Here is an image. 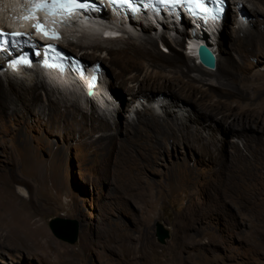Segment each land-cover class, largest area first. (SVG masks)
Masks as SVG:
<instances>
[{"label":"rangeland","instance_id":"obj_1","mask_svg":"<svg viewBox=\"0 0 264 264\" xmlns=\"http://www.w3.org/2000/svg\"><path fill=\"white\" fill-rule=\"evenodd\" d=\"M5 1L8 0H0V4L4 5ZM229 1L226 21L214 42V53L220 61L225 55L219 50H227L224 40L229 30L225 23L230 19L237 24L229 25L230 28L241 26L250 30L255 21V18L240 20L235 5ZM244 9L246 14L250 11L247 5ZM4 19L3 12H0V21ZM163 26L165 30L161 34H155L156 28L151 32L158 39L160 52L167 56L170 49L161 41L162 33L165 31L167 38L181 41L182 31L169 28L167 24ZM141 28H126L120 24L116 31L112 33L109 30L106 34L119 36L111 39L128 35L140 37L143 36ZM78 29L63 30L62 47L72 55L86 58L84 61L89 64L98 59L104 73L108 71L106 79L111 86L115 81L111 67L105 65V52L85 53L75 44L96 41L111 46L118 43L104 42L103 31L95 32L98 33L95 35L82 27ZM172 30L176 33L172 34ZM187 37L182 56L190 65L199 66L188 47L191 42ZM68 43L72 45L69 48L66 47ZM253 51L255 55L257 49ZM232 58L237 68L227 77L229 85L225 91L214 89L206 95L186 88L184 91L199 107L212 116L214 113L218 119L222 113L219 105L250 108L261 107L264 102V54L259 58L250 56L245 59L233 54ZM165 68L158 66L153 70L168 75L169 68ZM2 72L0 68V76L7 74ZM34 75L31 70L23 71L15 78L32 84ZM44 77L55 98L63 97L73 102L77 96L84 97L73 87L71 90L59 89L49 74ZM130 89L134 95L130 96V92L123 89L120 93L122 98L114 101L116 105L109 100L96 107L110 123L118 122L120 125L122 122L120 139L126 136L123 128L125 118H135L136 108L147 105L140 97L133 99L143 89L148 90L147 95L151 92L154 95L150 106L160 117H165L166 111L176 112L185 119L192 117L188 123L189 130L183 133L186 138L183 142L168 138L158 153L138 158L137 166L131 172L124 173L113 164L109 148L100 153L86 144L76 125L63 121L56 123L39 112L28 118L5 121L9 132L17 125L23 126L20 131L25 143L16 158L10 157L7 150L14 141L0 131V235L6 234L4 221L12 213L16 212L14 216L31 215L49 236V246L31 247L28 242L30 247L25 251L0 246V264H175L174 253L179 244L187 246L184 256H201L206 260L205 264H264V162L258 165L254 161L251 166H246L241 159L237 160L228 142L234 140L242 146V140L225 135L223 125L216 119L211 121L207 118L198 124L196 119L199 115L191 111L193 107L181 106L183 103H177V100L172 104V99L164 98L170 92L159 81L149 82V85L134 83ZM227 91L234 96L226 95ZM86 101L80 105L91 111V103ZM121 102L124 109L117 108ZM128 106L130 111L126 113ZM254 126L260 128L262 124ZM255 132L259 136L262 133ZM48 146L52 150L48 151ZM130 175L135 176L138 182ZM54 218L77 221L79 236L75 245L62 242L52 234L49 221ZM157 223L163 224L170 233L165 244L156 237ZM1 241H4L3 237Z\"/></svg>","mask_w":264,"mask_h":264},{"label":"bare ground","instance_id":"obj_2","mask_svg":"<svg viewBox=\"0 0 264 264\" xmlns=\"http://www.w3.org/2000/svg\"><path fill=\"white\" fill-rule=\"evenodd\" d=\"M14 1L15 0L5 1L6 3L3 2L5 3L4 5L1 3L0 12L2 13L4 8H14L15 4L20 2V0H17L14 3ZM231 1L235 6H239L237 11L238 15L240 12H244V7L247 5L250 11L247 14L244 13L246 16L243 17V19L246 18L247 20H250V18H255V21H253V28L250 30L242 29L241 26L230 28L229 25H237L230 22V19L229 22L227 21V23H225L227 30H229V34L224 40L226 42H223L227 45V50H219L225 55V58L221 61L217 58L216 67L213 70L207 69L201 64H199V66L195 64L190 65V62L182 56V49L185 46L184 44H186L185 37L188 36L187 39L191 38L187 31V25L179 29L182 31L181 41L170 39L171 37L167 38L165 31L162 33L161 41L170 49L169 55L167 56L160 52L158 39L154 37L151 32L152 30L154 31V27L152 28V26H149L151 28L143 27L144 30L141 28L140 31L143 33V36L140 37L128 35V37L120 39L103 38L104 42H117V45L106 46L100 42L91 41L88 43H76L75 47L79 48L80 51L84 50L85 53L105 52V65L111 67L114 77L113 80L115 81L114 83H111L110 86V102L115 104L114 101H119L122 98L120 93H122L123 89H127L130 92V96L134 95V91L131 90L132 88L130 89L131 85L134 83L139 85H149V82L159 81V83L167 89V92H170V95H166L164 98L172 99V104L177 100V103H183L181 106L193 107L191 111L193 113H198L199 115V118L196 119L198 124L207 118L211 121L216 119L223 125L225 135L227 134V136L229 135L233 138L242 140V146L234 140L228 142V145H230L233 151V156L236 157L237 160L241 159L246 166H251V163L254 161L258 162L259 165L260 162H264V117H262L264 116V102L261 107L250 108L219 105V107H217L222 110V113L221 119H218L214 113L212 116V114L210 115V113L199 107V105H197L192 98L187 97L184 92L185 88L189 91L192 90L195 93H202L205 95L207 93L209 94V91L211 92V90L214 89L216 91H225L224 88L229 85L227 77L237 68L236 63L233 60L234 58H232L233 54H237L243 59L250 56L259 58L264 54V51L261 50L264 48V0H241V3L236 0ZM146 8L147 10H150V16L157 21V24H159L157 19L161 17V14H158V11L152 10L150 6H146ZM172 13L175 14L174 12ZM6 17L9 20V24L12 23L14 26L20 25L17 19H11L8 14ZM104 17H109L112 23L116 22L117 19L115 15L109 14H105ZM51 20H54V18H44L43 23L50 24ZM70 20L73 22H71L70 26L60 28L62 25H57V27L63 31L69 30L71 27H76L77 29L83 25L77 22L75 16ZM93 20L90 19L88 21L89 24H87V29H84L85 31L95 34V32L110 30V28H107L109 27L108 25L102 26L100 23ZM134 22H131V26L133 27L137 24L136 21ZM118 26H120V24L115 25L112 33L116 31ZM202 39L203 40L200 42L205 43L207 46L211 45L210 38L204 36ZM199 44V42L195 41L190 43L189 49L195 60H197L195 50ZM194 45L195 48L193 47ZM71 46L72 45L68 43V46L66 47L69 48ZM62 48L68 52L67 48ZM210 48H212V46H210ZM255 49H257V53L253 55V50ZM80 58L82 60L86 59L82 56H80ZM97 61L98 59L94 60V62L91 63V66H94ZM158 66H161V68H169L168 75L164 72H156L153 70V68ZM68 70L70 71L69 68ZM28 72H30V70H28ZM44 72L51 76V80L59 89H72L73 87L77 92L80 91L83 93L81 96L84 97H78L75 94L74 96H77V100L73 102H68L65 100L66 98L63 97L55 98L51 88L48 87L49 82L47 83L45 79L46 76L44 77L45 74L43 75L36 69L34 71L31 70V73L36 75H34L36 78L33 77L34 82L32 84H26L23 81L19 82L21 79L18 81L16 80L18 78H12L13 76L11 77L10 75L0 76V131L8 134L12 138L11 140L14 141L10 144L11 148L7 150L10 157L14 156L16 158L15 155L19 154V149L24 147L22 144L25 143V137L21 134L22 131H20L23 126L17 125V128H14L9 132V128H7L5 121L9 118H28L36 112L42 113V115L48 117L49 120L56 121V123L63 121L78 126L80 135L83 138L82 140H84L89 146L94 147L100 153H104L107 148H109L110 159L113 160V164L120 167L123 172H131L136 168L138 158H145L158 153L157 151H160L164 142L168 138H173L179 142H183L186 139L184 137L185 134L183 135V133L189 130L190 126L188 123L192 120V117L189 116L188 119H185L178 116L176 112L171 113L169 111H166L165 117H160L156 114L154 108L150 106V103L154 102L152 101L154 95H152L151 92V96L149 100H147L150 94L147 95L146 91L148 90L145 89H143L145 90L144 92H141L143 90L139 91V95L133 97V99L138 100L140 97L147 102V105L142 106L140 109L136 108L135 118L130 120L125 118L123 128L126 131V136L125 138L120 139L118 136L121 132L119 129L122 128V122L120 125L118 122L110 123L109 120L104 119L100 115L98 109H96V106L86 94V91L89 90L87 84H80L77 80H74L75 82L70 80L68 73L59 74L52 72L47 68L44 69ZM194 73L196 74L192 75ZM104 75L108 77V71H105V73L103 71L100 77V83L102 82ZM4 77L5 79H3ZM74 77L76 78L77 76ZM81 78L85 79L84 76H81ZM62 80L66 81L64 82ZM100 83L98 84L97 89H95L93 95L102 98L105 92H103V87L100 88ZM226 95L234 96L229 91L226 92ZM83 100H87L86 102L89 101V103H91V111H87L81 107L80 104ZM117 108L124 109L122 102ZM125 111L128 113L130 111V106H128ZM252 123L254 125L262 124V126L259 128L258 126L252 125ZM252 128H255V130ZM255 131H260L262 133L259 136V133L255 134ZM95 134H98V137H95ZM46 148L48 151L52 150L49 146ZM245 150L248 151V156L246 155L247 152ZM14 165L15 162L12 159V166ZM239 173H241V171ZM244 173H246V171ZM130 177L132 180L138 182L135 176L132 177L130 175ZM15 213H12L11 216L4 221L7 231L5 235H0V246L3 248L25 251L30 247L27 245V243L30 242L31 247L38 246L41 248H48L49 236L42 225H37L38 221L36 218L31 215L14 216ZM2 237L4 238V241H1ZM192 247L196 248L195 245ZM186 249V245L179 244L177 246L176 253H174L175 264H205L206 260L201 256L196 258L184 256Z\"/></svg>","mask_w":264,"mask_h":264},{"label":"water","instance_id":"obj_3","mask_svg":"<svg viewBox=\"0 0 264 264\" xmlns=\"http://www.w3.org/2000/svg\"><path fill=\"white\" fill-rule=\"evenodd\" d=\"M196 55L199 64L210 70L215 69L217 58L214 50L210 48V46L203 43L199 44L196 49ZM101 68L104 71L102 65ZM88 93L92 95L93 90H89ZM49 228L52 234L62 242L75 245L78 241V223L75 220L54 218L49 221ZM156 237L161 244H165L166 240L170 237L169 231L165 229L164 225L161 223L156 224Z\"/></svg>","mask_w":264,"mask_h":264},{"label":"snow or ice","instance_id":"obj_4","mask_svg":"<svg viewBox=\"0 0 264 264\" xmlns=\"http://www.w3.org/2000/svg\"><path fill=\"white\" fill-rule=\"evenodd\" d=\"M113 3L116 2V0H112ZM160 3L162 4H168L169 6L174 5V4H178L181 2V0H159ZM184 2L186 3H194V4H202L204 3V0H184ZM44 0H34V6L35 5H39V4H43ZM123 3H128V0H123ZM52 4L56 5V4H61V5H72L75 8H84L86 9L87 5L85 3H80L79 0H52ZM32 8H30L28 11L29 13L32 12ZM65 11H70L71 9L65 7L64 9ZM189 12H192L193 9L189 8L188 9ZM29 17H23V19H28ZM35 27L37 28L38 31L41 30V27L39 24L35 25ZM47 35V33H45ZM4 36L3 33H0V38H2ZM51 38H56L54 35Z\"/></svg>","mask_w":264,"mask_h":264},{"label":"clouds","instance_id":"obj_5","mask_svg":"<svg viewBox=\"0 0 264 264\" xmlns=\"http://www.w3.org/2000/svg\"><path fill=\"white\" fill-rule=\"evenodd\" d=\"M215 52V51H214ZM216 54V53H215ZM96 107H97V105H96Z\"/></svg>","mask_w":264,"mask_h":264}]
</instances>
